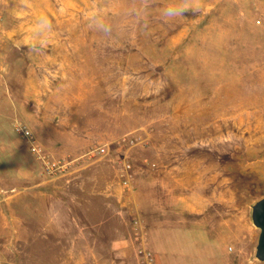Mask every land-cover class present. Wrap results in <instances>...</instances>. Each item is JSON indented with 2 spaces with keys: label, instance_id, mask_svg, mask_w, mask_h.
<instances>
[{
  "label": "rangeland",
  "instance_id": "obj_1",
  "mask_svg": "<svg viewBox=\"0 0 264 264\" xmlns=\"http://www.w3.org/2000/svg\"><path fill=\"white\" fill-rule=\"evenodd\" d=\"M17 121L65 172L43 175ZM0 128V167L15 145L64 199L82 182L120 187L116 161L128 159L134 264L135 216L157 264H260L250 212L264 196V0H0ZM13 186L0 227L8 214L18 230L30 195ZM153 193L158 260L133 208L154 223Z\"/></svg>",
  "mask_w": 264,
  "mask_h": 264
},
{
  "label": "crops",
  "instance_id": "obj_2",
  "mask_svg": "<svg viewBox=\"0 0 264 264\" xmlns=\"http://www.w3.org/2000/svg\"><path fill=\"white\" fill-rule=\"evenodd\" d=\"M2 135L0 133V138ZM2 150H7L10 157L7 159L9 164L2 163L0 175L11 177L9 182L8 178H0V204L10 200L1 197L8 185L21 187L29 193L30 199L25 204L27 215L20 219L23 226L18 230L8 224V214L3 216L0 239L6 240L0 247V264H134L128 259L132 251L125 225L130 213V204L126 200L128 191L82 182L70 200L64 199L52 192L54 185L35 181L34 168L18 161L20 150L15 145L5 144ZM145 188L158 190V183ZM88 190L92 191L90 195ZM131 191L133 197L135 193ZM148 195L156 214L154 223L145 207L137 202L133 208L144 217L158 260V193ZM103 237L107 240L104 244L100 242ZM23 239L24 246L21 244ZM68 239L81 240L88 245V250H72ZM90 239L95 245L89 244Z\"/></svg>",
  "mask_w": 264,
  "mask_h": 264
},
{
  "label": "built area",
  "instance_id": "obj_3",
  "mask_svg": "<svg viewBox=\"0 0 264 264\" xmlns=\"http://www.w3.org/2000/svg\"><path fill=\"white\" fill-rule=\"evenodd\" d=\"M15 133L20 136L28 145L29 151L37 161L41 163L43 175L55 177L67 170L68 162L64 159L54 160L49 158L38 142L34 132L23 122L17 121L13 124ZM93 154H103L104 149H93ZM132 166L126 157L116 161V170L120 179V187L130 192L133 187L130 183ZM131 233L134 243L137 246V257L139 264H157L156 257L147 245V232L143 227L140 217L135 216L132 220Z\"/></svg>",
  "mask_w": 264,
  "mask_h": 264
},
{
  "label": "water",
  "instance_id": "obj_4",
  "mask_svg": "<svg viewBox=\"0 0 264 264\" xmlns=\"http://www.w3.org/2000/svg\"><path fill=\"white\" fill-rule=\"evenodd\" d=\"M250 219L252 225L259 230L254 259L264 264V196L251 205Z\"/></svg>",
  "mask_w": 264,
  "mask_h": 264
},
{
  "label": "clouds",
  "instance_id": "obj_5",
  "mask_svg": "<svg viewBox=\"0 0 264 264\" xmlns=\"http://www.w3.org/2000/svg\"><path fill=\"white\" fill-rule=\"evenodd\" d=\"M178 13L175 12L173 9H167L164 13L165 17L168 19H172L174 18ZM48 26L50 27V24H48Z\"/></svg>",
  "mask_w": 264,
  "mask_h": 264
}]
</instances>
